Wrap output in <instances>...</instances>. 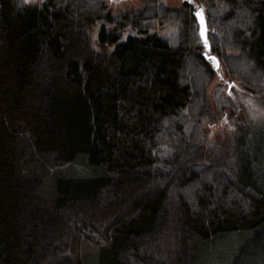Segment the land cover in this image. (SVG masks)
<instances>
[{
	"label": "trees",
	"instance_id": "obj_1",
	"mask_svg": "<svg viewBox=\"0 0 264 264\" xmlns=\"http://www.w3.org/2000/svg\"><path fill=\"white\" fill-rule=\"evenodd\" d=\"M138 1L0 0V264H192L239 229L264 264V153L236 156L242 119L220 156L205 140L228 100L213 113L194 15L226 75L264 92V0Z\"/></svg>",
	"mask_w": 264,
	"mask_h": 264
},
{
	"label": "rangeland",
	"instance_id": "obj_2",
	"mask_svg": "<svg viewBox=\"0 0 264 264\" xmlns=\"http://www.w3.org/2000/svg\"><path fill=\"white\" fill-rule=\"evenodd\" d=\"M26 2H41L43 0H23ZM184 0H164V5L168 8L181 7ZM109 7L117 11L120 8H133L141 6L138 0H107ZM102 19L98 20L90 31L94 48L101 47L97 42L98 29ZM173 23H166L164 26H157L156 30L168 38L173 39L176 36V26ZM133 33L134 29L130 26L126 28L121 39L126 37V33ZM179 32V31H178ZM112 47V45L110 46ZM212 53V51H209ZM215 70V76L207 84L206 91L213 113L217 110L214 101L222 96L226 98V107L217 121L206 120L205 140L209 142L214 153L218 156L223 152L226 144L229 147L233 145V132L236 130L238 120H243L250 126L249 134L245 139H241L236 156L241 158L243 152H251L257 155L264 153V92H254L247 89L236 77L226 75L222 60ZM249 140L251 148L244 144ZM236 141V140H235ZM230 151V149H229ZM257 151V152H256ZM264 154L262 156V159ZM240 162V161H239ZM259 237L253 229H239L218 233L208 239L197 243L195 250V259L192 264H248L252 258L248 255L255 252L259 244ZM240 254V256H239ZM237 258V261L235 262ZM262 262V261H261ZM263 263V262H262ZM253 264V263H252ZM261 264V263H260Z\"/></svg>",
	"mask_w": 264,
	"mask_h": 264
},
{
	"label": "water",
	"instance_id": "obj_3",
	"mask_svg": "<svg viewBox=\"0 0 264 264\" xmlns=\"http://www.w3.org/2000/svg\"><path fill=\"white\" fill-rule=\"evenodd\" d=\"M194 15L197 18V22L199 24V33H200V36L202 38L203 44L205 46V51L203 54L206 57V59L211 62L212 66L214 68H216L219 64V60L215 54L208 52L209 43H208V40L206 38V25H205V19H204V14H203L202 9L200 7L196 8L194 11ZM212 58H214V59H212Z\"/></svg>",
	"mask_w": 264,
	"mask_h": 264
},
{
	"label": "snow or ice",
	"instance_id": "obj_4",
	"mask_svg": "<svg viewBox=\"0 0 264 264\" xmlns=\"http://www.w3.org/2000/svg\"><path fill=\"white\" fill-rule=\"evenodd\" d=\"M212 59H214V58H212Z\"/></svg>",
	"mask_w": 264,
	"mask_h": 264
}]
</instances>
